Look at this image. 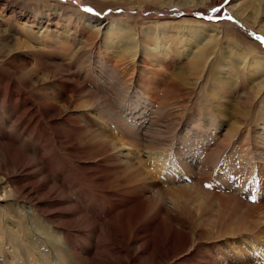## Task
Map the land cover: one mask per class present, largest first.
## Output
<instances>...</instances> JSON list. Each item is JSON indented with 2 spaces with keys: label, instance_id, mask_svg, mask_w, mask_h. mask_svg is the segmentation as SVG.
<instances>
[{
  "label": "bare ground",
  "instance_id": "bare-ground-1",
  "mask_svg": "<svg viewBox=\"0 0 264 264\" xmlns=\"http://www.w3.org/2000/svg\"><path fill=\"white\" fill-rule=\"evenodd\" d=\"M222 1L151 0L145 1L143 4L146 2L162 6L193 4L195 8L200 9L201 6H217ZM236 1L240 2L237 3ZM236 1L232 10L235 15L248 27H257L256 29H258V24L264 23L261 21L264 14V0ZM37 2L47 3L44 0H38ZM138 2L140 4L141 1L138 0ZM52 8H54V11H47L50 14L53 13V16L57 18L56 23L58 24H52L53 22L48 20L42 25L35 21L39 26L35 30H33V24H25V27L23 26L24 30L31 29L29 31V39L44 47L42 53L38 54L37 52L36 55H39V57L44 55L51 58L61 56L63 58L61 64L55 60L53 62H56L62 68L77 67L79 71L83 70L85 73L87 69L83 66L84 63L82 64L81 62L84 56H88L89 65L91 63L95 65L94 69H92L95 70L93 71V76L95 77L92 76L93 79L89 80L90 82L86 87L91 85V88H95L97 86L100 89L98 93H102L104 96L103 98L100 97L92 89L86 90L85 79L81 82L80 75L75 76L73 75L75 73L68 72L70 69L64 70L63 68V74H71V77L73 76L79 80L72 77V82L63 83V89H57L47 94L49 98L44 97L43 99H48V107L43 106L44 108L51 107L53 109L54 115L49 116L53 123L58 121L63 124L66 123V126L70 125L72 129L71 136L62 133L64 135L63 138L66 137L68 142L79 144L80 149L76 153L82 154L81 158L88 157V160L82 159L83 161L78 164L77 162L75 163V157L78 156L74 153L69 156L74 161V164L70 162L82 168L87 165V168H81L84 172H87V175H85L87 182L94 188L104 191L106 198L111 202L109 206H112V210L108 212L107 218L99 217L97 221H91L93 224L89 232L93 233L94 237L97 238L98 241L96 242V240L89 238L88 233L85 232L86 230L74 226L77 230L71 231L68 222H60L57 216H59L58 209H61L59 208L61 203L59 204V202L55 201L56 198L54 197L45 201V198L39 193L37 198H33L35 205L32 206L33 211L31 210L32 212L30 211L29 213V215L33 216L32 218L35 222L31 221L29 223L28 219L20 217V223L17 222L18 230H11L8 226L1 225L0 233L5 238V242H8L12 249L15 248L20 252L25 264H137V258L148 244L150 235L148 232L135 235L134 232L137 226L155 223L157 228L163 229L165 226L163 217L168 215V213L155 202L154 196L156 194L160 195L166 190L169 194H172V199L176 201L178 200V195L172 193L169 188L177 186V190L180 191V195L183 198L185 196L190 197V199L193 197L207 207L216 206L221 209L222 215L219 220L215 221L219 223L217 229L221 234L215 239L216 241H222L217 245L210 243L208 250H204L202 244L199 247L191 245V236L187 232L181 243L180 251L178 253L173 250L169 253L166 250V252L163 251V260L160 264H169L170 261H173L172 264H182L188 259H190L189 264H253L248 258L258 264H264V193L259 197L254 195L256 201L254 200V203H250V198L254 194L250 190L252 196L247 202L249 206H245L246 199H244V203L241 202L243 197L241 196L242 194L238 193L240 187L236 190L237 192L235 191L237 195H233L230 194L232 192L229 188L226 189V187L220 190L218 189L219 186H215L216 183L208 180L210 179L209 175L212 167L218 162L221 152L224 151L229 154L228 157L234 160H241L242 170H240L243 171L245 176H248V169H251L257 173L258 177L263 178L262 183L258 184H260V187H264V126L262 125V128H255L254 130L250 127L247 128L253 120L254 112L257 111L255 109L258 108V113H260V115H256L257 118L264 113V79L255 81L251 77L257 73L264 74V54L260 45L249 42L247 37L234 26L232 29L231 27H225L223 23L213 25L204 21H187L184 24H179L181 27V29L179 28L181 30L179 36L182 35L181 39L189 33L188 28H198V26L203 27V25L206 28L203 27V30L193 29L194 31L192 32L195 33H191L189 39L198 40L203 35L201 43L196 46L199 53L196 56H193V53L192 55L185 53L189 60L182 62L179 60L184 55V52L180 51L176 45V41L181 42L182 40L179 36L172 38L175 36L168 34L171 29H174L173 27L170 28V24L173 23L164 22L160 24L156 22L157 24L154 25L158 29L160 27L164 28L168 30V33L162 39L159 38L158 40L160 41L154 40L157 38L153 39L152 37L144 38L143 43H146L145 45L150 46L151 44L154 46L149 47L150 50H146L143 55L136 59L139 52L142 51V48H139V43L142 42L138 39L131 40L129 37L127 42H122L118 39L125 36L123 30L111 29V31L106 33V24L104 25L103 22L99 23L96 19L79 13L74 8L60 4H56ZM59 20L64 22L66 27H62ZM91 21L97 22V24L90 25ZM179 25L174 24L173 26ZM215 27L218 28L215 35L203 33L204 30ZM261 31L264 33V30L261 29ZM130 32H133V30L131 29ZM218 36L222 38H217ZM223 38H225L224 41L227 43L229 52L224 50L223 45L220 43ZM172 39L176 41H172ZM99 41L106 43L102 46ZM224 41L222 43L225 44ZM186 42H184V45H186ZM26 44L24 43V45ZM106 44H109L112 50L105 49ZM14 50L19 49H10V53ZM10 53L5 56V59L7 57L10 59L14 58V54ZM133 57H135V62ZM2 59L4 58L2 57ZM5 59L2 61H5ZM225 59H232V61H226ZM40 64L41 62L35 63V66L40 67ZM227 64L231 67L228 71L229 76L219 78L218 75H220L221 68ZM212 71L216 73V80L210 79ZM173 75H177L180 80L188 79L193 82L191 91H187V89L184 91L185 94L189 92L194 97H191L190 100H186V97L182 101L178 100L176 92L183 94L184 91L179 83L170 85L169 78ZM243 76H247V78L244 79ZM53 78L56 79L57 76ZM225 78L228 80H225ZM61 80H59V84ZM81 91H83L85 97L88 96V104L82 103L83 105L80 108L84 109L80 110L78 115L75 114L76 116H74L76 112H71L68 109L63 111L58 107L63 101L69 105L72 97L68 93L75 96ZM198 98H203L204 100L207 98L209 102L207 103V108L205 107L206 112H203V114H194L191 113L192 110L189 111L188 109L197 106L196 100ZM93 100L94 102H92ZM214 101H217V104H214L216 105L214 108L215 112L210 110L213 108ZM113 103L117 105L118 109H115ZM227 103L235 104L237 107L238 112H235L236 114L229 117L228 120L233 119L238 122L240 129L237 130V134L235 131L233 135H229V130H226L225 134L227 135L224 136L222 134L224 131L223 126L216 124L215 118L221 117L226 121L228 112L225 104ZM42 108L40 109L42 110ZM231 108H233L232 105ZM31 112L33 114L30 129L36 131L35 129H38L36 128L37 125L41 126L44 124V114H41L42 111L38 112L35 107H32ZM87 112L93 113L86 114ZM208 116H211V118L208 119ZM84 117L90 118V124L101 121V129L97 133L92 131V129H83L81 124L84 121ZM254 119L258 121V119ZM186 120H188L186 127L182 130V133H178L181 138L183 136L185 138L183 137V141L177 144L176 151H171L174 143L167 139H173L175 133L181 129L179 126H182ZM106 124L113 126V136L104 134V130L107 131L109 129ZM56 128L58 126L53 128L55 129L54 131L59 132ZM159 128H162L160 132H158ZM107 132L110 133V131ZM166 134L168 135L166 136ZM229 136L231 137L227 138ZM194 137H198V139L193 140ZM201 139L206 141L204 140L205 142L203 141L202 143ZM231 141L241 143V146L236 144V147H231L229 144ZM48 146L50 144L47 141L46 143L43 142L44 149H50ZM179 148L180 150H178ZM123 152H127L128 155H123ZM124 156L128 157L126 161L122 159ZM142 157H146L145 160H142ZM132 158L133 160H131ZM44 173L49 181L52 176L51 170L46 168ZM159 178L165 179V183L169 188L166 189L162 186L159 192L150 193V188L153 185H160L158 182ZM184 180L187 181L181 185ZM3 181L5 182L6 180ZM83 183L85 182L83 181ZM63 189L68 191L66 185L63 186ZM19 190L24 193L27 191L25 186L19 187ZM40 191L45 192L44 189ZM82 194H84L82 190L76 192V194L74 193L73 199L67 197L66 203L70 205L76 201L77 204L81 201ZM29 195L33 197L32 193ZM103 200L106 199L101 201ZM3 206H0V215H2L1 210L3 209L1 208ZM244 208H246V211H244ZM150 211H155L156 213L152 217L151 221L153 222L149 220L151 218H147L151 214ZM11 220L12 222L15 221ZM82 224H84L83 221ZM180 225L182 229L186 228V224H183L182 220ZM107 228L112 229L113 235L105 239L104 233ZM175 233L177 232L175 231ZM72 234L77 237L80 236V239H83L81 243L86 239L85 243H83L87 249L85 251L86 254L81 255L75 249ZM82 235L87 236V238L82 237ZM238 238L240 239L238 240ZM246 252L247 255H244ZM260 252H263V254H260Z\"/></svg>",
  "mask_w": 264,
  "mask_h": 264
},
{
  "label": "rangeland",
  "instance_id": "rangeland-1",
  "mask_svg": "<svg viewBox=\"0 0 264 264\" xmlns=\"http://www.w3.org/2000/svg\"><path fill=\"white\" fill-rule=\"evenodd\" d=\"M37 1L38 0H0V185H1L0 186V206L1 205L5 206L1 208L3 210H1L2 215H0L1 217L0 227L1 225L4 224L8 226V228L11 230H18L19 228L17 226V222L20 223V217H23L24 219H28L27 221L29 223L31 221L34 223L35 220L32 218L33 216L31 214L29 215V213L31 210L33 211L32 206L35 205V201L33 198H37V196H39V193H41V196L45 198V201L53 199L54 197L56 198L55 201L59 202V204L61 203V206L59 207L61 209H58L59 216H57L60 222H63V223L64 221L68 222L71 231L77 230L74 228V226L86 230L85 232L88 233L89 238L94 241L96 240L97 242L98 241L97 238L94 237L93 233L89 232L93 224L91 221L93 220L97 221L99 217L107 218L108 212L112 210L111 209L112 206H109V204L111 205V202L106 198L103 190L99 188L96 189L89 182H87V179L85 176L87 175V172H84L82 170V169L87 168L86 167L87 165L84 166L83 168L79 165H73L74 161L72 160V158H69V156L76 153L80 149V146L79 144L77 145L76 143H73L71 141L68 142L66 140V137L63 138L64 137L63 134H67L68 136H71L72 129L70 125L66 126V123L63 124L58 121L56 123H53V121L50 120L49 118V116L51 117L54 115L53 109L51 107L44 108V106L48 107V103H47L48 99L47 100L43 99L44 97L49 98L47 94H50L57 89L58 90L63 89L64 82H72L73 79L79 80L77 78H74L73 76H72L73 77L72 79L71 74L68 75L67 72H66L67 74H63L62 73L63 68L64 70L70 69L68 70V72L75 73L73 74L75 76L80 75L79 77H80L81 82L83 81V79H85V87H86V85L89 84L90 82L89 80L95 77L93 76V71L95 70H92L94 69L95 65H92L93 63H91L90 64L91 66H90L88 63V56H84L82 58L83 60L81 63L82 64L84 63L83 66H85L87 69L85 73L83 72V70L79 71L77 67L75 68L63 67L62 68L61 66L56 64V62L61 64V61L63 59L61 56L59 57L54 56L52 57L53 59L51 57L44 56V55L39 57V55H36V54L37 52L38 54L42 53V51L44 50V47H41L38 43H36V41H31L29 39V33H30L29 31L31 29L24 30L25 24L27 25L33 24L34 26L33 30L39 27L35 23V21H37L39 24H42V23L45 24L48 20H50L51 22H53L52 24H55L57 22V18L53 16V13L50 14L47 10L54 11V8H52V6L56 4L68 6L69 8H74L79 13H83L84 15H87V16L89 15V17L91 16L93 19H96L97 22L99 23L103 22L104 25L106 24V27H107V29H105L106 33L111 31V29L123 30L125 33V36L119 37L118 39L122 42H127V39L129 37L131 40L138 39L139 41H141L142 43H139L140 45L139 48L140 49L142 48V51L139 52V54L137 55L136 59H138V57L143 55L146 52V50H150L149 47L154 46L151 44L150 46L145 45L146 43H143L144 38L152 37L153 39L157 38L154 40L160 41L158 39L159 38L162 39V37L166 36L165 34L168 33V30L164 28L160 27L158 29V27L154 25V24H157L156 22L160 24H163L164 22L173 23V24H170L171 25L170 28L173 27L174 29H171V32L168 33L169 35L175 36L172 38H177V36H179L180 31H181L180 30L181 27L179 24H184L187 21H204L207 24H213V25L223 23L225 27H231L232 29L234 26L240 32H242V34H244L247 37L249 42L251 41L252 43L259 44L262 49L263 54H264V33L261 31V29L264 30L263 29L264 23L258 24L259 25L258 29H256L257 27L250 28L244 23H242L240 18L237 15H235V13L232 11L234 2L236 0H223L217 6H213V7H206V6L202 7L201 6L200 9L195 8V5L193 4L191 5L187 4L184 6L175 5V4L174 5L170 4V6L169 5L162 6L159 4L160 5L159 6L158 4H154V3L150 4L151 2H146L145 4H143L145 1H151V0H140L141 5L139 4L138 0H44L47 3H44V2L41 3ZM261 21L264 22V14L262 16ZM97 22L91 21L90 25L97 24ZM59 23L62 27H66V24L64 22L59 20ZM174 24H178L179 26L174 27L173 26ZM192 27H197V26H192ZM203 27L206 28L205 25H203ZM203 27L201 26L200 27L198 26V28H188L187 27L189 29L190 35L189 33H187L185 36L182 37V39H181L182 35L179 36V38L182 40L181 42L176 41L175 39H172V41H176L177 43L176 45L178 46L179 50L184 52V55L181 57L179 61L184 62V61L189 60L186 54L192 55L193 53V56L198 55L199 51L198 49H196V46L197 44L201 43V38L203 35L198 40H194L193 38L189 39V37L191 36V33H195L192 31L198 30V29L203 30ZM131 29L133 30V32H130ZM151 29H153L154 31ZM217 29L218 28L216 27L208 28V30H204L203 33L215 35V33L218 31ZM217 38H222V37L218 36ZM224 39L225 38H223L220 41V43L223 45L224 47L223 49L229 52L227 43L224 41ZM186 41H189V42H186ZM223 41L225 42V44L222 43ZM23 42L27 44L24 45ZM99 42L102 46H104L106 43L104 41H99ZM184 42H186V45H184ZM106 45L107 46L105 47V49L112 50L109 44H106ZM190 46L191 48H189ZM10 49L11 50L19 49V50H14L12 53H10ZM9 53L14 54V58L10 59L9 57H7L5 59V56L9 55ZM2 57L5 59V61H2L4 60L2 59ZM35 57H37L39 60ZM133 58L135 62V57ZM53 60H55L56 62H53ZM225 60L232 61V59H225ZM40 62H41L40 67L39 66L36 67L35 63H40ZM228 66L229 65L227 64L224 66L225 68L224 67L221 68L220 73H219L220 75H218L219 78L229 76L228 71L231 67L229 66L228 68ZM209 75L207 76L209 77ZM54 76H57V78L54 79L53 78ZM215 76H216V73L212 71L210 79L216 80ZM251 77L255 81L256 80L260 81L264 79V74L257 73L256 75H253ZM243 78L246 79L247 76H243ZM233 79H235V77H233ZM59 80H61L60 84H59ZM225 80H228V79L225 78ZM169 83L170 85L179 83L181 85V88H183V91L185 89H187V91H191V89L193 88V82L191 80H188V79L180 80V78L177 75L171 76L169 78ZM90 86L91 85L86 87V90L92 89L95 91L97 95L103 98L104 94L98 93L100 89L97 88V86L95 88H91ZM96 89H97V92H96ZM2 90L3 92H1ZM68 95L72 97L71 98L72 100L69 102V105L63 101L60 103L61 105H59L58 107L63 111H66L68 109L71 112L72 111L76 112L74 113V116H76L75 114L78 115L79 111L80 110L82 111L84 109V108H80V106L83 105L82 103L85 102L88 104V101H87L88 96L85 97L83 91H81V93L79 92V94H75V96L69 93ZM176 95L178 97V100L180 101H182L184 97H186V100H190L191 97H194L189 92L185 94V91L183 94L176 92ZM217 101L213 102V105H212L213 108L210 109L213 112H215L214 108L216 107V105L214 104H217L216 103ZM92 102H94V100ZM196 102H197V106L194 108L192 107L188 108L189 111L192 110L191 113H194V114H203V112H206L205 107L207 108V105H208L207 103H209L208 99L205 98L204 100L203 98L202 99L198 98ZM219 102H223V101H219ZM231 105L233 108H231ZM116 106L117 105L114 104L115 109L117 108ZM32 107L33 108L35 107L38 112L42 111L41 114L42 113L44 114V118H43L44 124L41 126L37 125L36 128L38 129H35L36 131H33L30 129V125L32 122V114H33L31 112ZM225 107L227 108L228 118L226 119V121H224V119H222L221 117L220 118L217 117L215 118L216 124L218 125L221 124L223 126L224 131L222 132V134L224 136L227 135L225 134L226 130H229V133H228L229 135H233L235 131L237 134V130L240 129L239 123L233 119L231 120H228V119L232 115L236 114L235 112H238V109L235 106V104L233 105L231 103L225 104ZM40 108H42V110ZM255 110L257 111L254 112V116L252 120L253 122L251 121L249 123L250 125H248L247 127V128L250 127L251 129L253 128V130L255 128H262V125L264 126V120H261V119H264V113L260 117L258 116L259 118H257L256 115H260V113H258L259 112L258 108ZM11 112H12V115H11ZM91 113L93 112H87L86 114H91ZM209 118H211V116H208V119ZM254 118L258 119V121H256ZM46 119L47 120L49 119V120L47 121ZM89 119L88 117H84V121L81 124L82 128L92 129V131L97 133L101 129L100 128L101 121H96L90 124ZM105 120L107 121L106 118ZM187 123H188V120H186L183 123V125L181 124L182 126H179V128L181 129L177 133H175V136L173 139L171 138L167 139L168 141H173L174 143L171 148V151H176L178 147L177 144L183 141L182 138L184 136L181 138L179 134L182 133V130L186 127L185 125ZM23 125H27V126H23ZM55 126L56 127L58 126V128L56 129H58L59 132L54 131L55 129L53 128H55ZM106 126L109 128L107 129V131H110V133L104 130V134L107 136H113L114 135L113 126L111 124H106ZM46 128L49 130V132ZM159 129L160 130L158 132H160L162 128H159ZM167 135L168 134H166V136ZM230 137L231 136L227 138H230ZM196 138L198 139V137H194L193 140H195ZM237 138L240 139L239 136H237ZM46 141L48 144H50V146H48L50 147V149L47 147L49 150L46 148L44 149L43 147V142L46 143ZM203 141L201 139L202 143ZM229 144L231 147H236V144H240L238 146H241V143H237L233 141L229 142ZM178 150H180V148ZM40 151L41 152L43 151V153H41ZM123 153H124L123 155H128L127 152H123ZM81 155L82 154L76 153V156L78 157H75V163L77 162L78 164H80L83 160H88L87 156H85V158L84 157L81 158L80 157ZM228 156L229 154L227 152H224V151L221 152L218 158V162L212 167L211 173L209 175L210 179L208 180L209 182L212 181L216 183V185L214 183L213 184L216 187L219 186L218 189L220 190L226 187H227L226 189L229 188L232 192L230 194H233V195H237L236 190H238L240 187V190L238 191V193L242 194L241 196L243 197V200L241 202L244 203V199H246L245 206H249L247 205L249 204L247 202H249V198L252 196V192L254 194L251 197L252 200L250 198V201H251L250 203H254L256 201V197L254 195L256 196L258 195L257 197H259L260 195L261 196L263 195L264 187L262 188L260 187V184H258V183H262L263 178L258 177L257 173L255 171L253 172L251 169H248L249 174L248 176H245L243 174V171H241L242 170L241 160H234ZM142 158H143L142 160H145L146 157L145 158L142 157ZM47 159H51V160L47 161ZM122 159L126 161L128 157L124 156ZM131 160H133V158ZM70 161L73 162V164ZM236 162H237V165H236ZM46 168L50 169L52 172L51 174L52 176L49 181L47 180V177H46L47 175H44ZM67 173L68 175H66ZM251 174H253L254 176ZM3 180H6V181L4 182ZM187 180H184V182H181V185H183ZM83 181L85 183H83ZM158 182L160 183V185H153L150 188V193L159 192L162 186H164L166 189L169 188L168 185L165 183V179L159 178ZM64 185H66L68 191H66L65 189L62 190ZM21 186L26 187V190H27L26 193L20 192L19 187ZM177 188H178L177 186L173 188L172 187L169 188L171 189L172 193H175L176 195H178L177 197L178 200L176 201L172 199L171 197L172 194H169L166 190L165 192L160 194L161 196L157 194L154 196L155 202L159 204L161 207H163L168 213V215L163 217V220L165 222V226L163 227V229L157 228L155 223H146V224L138 225L139 227L137 226L136 228L137 232L136 231L134 232L135 235L136 234L140 235L141 233H144V232L145 234L147 232L150 234L148 237L149 239L148 240L149 242L147 244L148 246L146 245V247L140 252L141 254L137 258V264H160V262L163 260L162 258L163 251L164 252L167 251V253H169L170 251L173 250L178 253L181 249V243L183 242L184 236L186 235L187 232L191 236V245L195 247H199V245L202 244V247L204 250L206 249L208 250V247H209L208 245L210 243L217 245L220 243V241H222V240L216 241L215 239L221 234V232H219L217 229V227L219 226V223L215 222L219 220V217L222 215L221 209H219L216 206L207 207L203 203L201 204L200 202L195 200L193 197H191V199L193 200H191L190 197L188 196H185V198H183L180 195V191L177 190ZM42 189H44L45 192L40 191ZM257 189L260 191H258ZM81 190L82 192H84V194H82L83 199L81 198L80 202L76 204V201H75L71 203L70 205L66 203L67 197H70L73 199V194L74 193L76 194V192H80ZM66 192H68L69 194ZM256 192L259 194H257ZM30 193L33 194V197L29 195ZM102 199H106V200H103L105 203L101 201ZM79 211H81V213H79L80 215L78 214ZM244 211H246V208H244ZM150 213H151L150 216L148 215L149 217L147 218H151L149 219L151 221L152 217L156 213L155 211H150ZM11 219L15 221L12 222ZM181 220L183 224H186V228H184L185 230L182 229L180 225ZM3 221L4 223H2ZM82 221L84 224H82ZM175 231L177 233H175ZM104 234L106 236L104 238L107 239V237L113 235V231L111 228H107L105 229ZM71 236H72V241L75 242L74 243L75 249H77L81 253V255L86 254L85 251L87 249H86V246L83 244L85 243L86 239L84 242L81 243V240L83 241V239H80V236L77 237L74 234H72ZM82 237L87 238V236L85 235H82ZM239 239L240 238H238V240ZM136 244L138 245L137 241H136ZM263 252L262 253L260 252V254H263ZM244 255H247V252L244 253ZM248 259H250L249 261H251L253 264L256 262V261L254 262L253 260H251V258H248ZM189 261L190 259L186 260V262H183V263L189 264ZM172 262L173 261H170L169 264H172ZM176 262H180V261H176ZM0 264H25L23 262V257L20 254V252L15 248L12 249V247L8 245V242H5V238L3 237V235H1V233H0ZM243 264H248V263H243ZM256 264L258 263L256 262Z\"/></svg>",
  "mask_w": 264,
  "mask_h": 264
}]
</instances>
